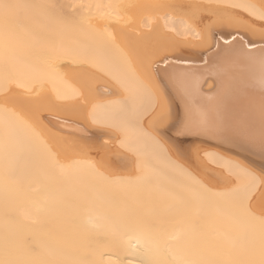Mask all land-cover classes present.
<instances>
[{"label":"bare ground","instance_id":"bare-ground-1","mask_svg":"<svg viewBox=\"0 0 264 264\" xmlns=\"http://www.w3.org/2000/svg\"><path fill=\"white\" fill-rule=\"evenodd\" d=\"M4 125L2 149L49 171L30 196L12 165L0 178V264H30L21 234L63 220L42 231L45 264H264V0H0ZM148 173L181 184L146 186L169 206L208 218L200 251L177 225H120L144 216L133 194ZM85 227L100 236L89 256Z\"/></svg>","mask_w":264,"mask_h":264},{"label":"rangeland","instance_id":"rangeland-1","mask_svg":"<svg viewBox=\"0 0 264 264\" xmlns=\"http://www.w3.org/2000/svg\"><path fill=\"white\" fill-rule=\"evenodd\" d=\"M16 127H19V126H16ZM2 129H4V130L2 131ZM17 129H20V128H17ZM15 130H16V128L13 127V126H8V125L0 126V178H2V179L7 178V176H8L7 173L9 171L8 169L11 167L10 165H12L11 169L12 170L14 169L15 173L17 174V177L20 178V181H21L19 183V188H21V190L25 189L27 195L30 196V194L27 192V187L29 186V184L31 182H33V179L37 177L36 169H42V170L44 169L47 172V171H49V166L46 165L43 168L35 166V164H36V159L35 158L26 157V156H24L25 154L23 155L21 153V151H20V154H19L17 151L8 152V151H4L2 149V148H5L6 146L9 145V143H10L9 137H10V139L12 138L11 135H10L11 134L10 132L14 133ZM21 130L23 131L24 128L22 127ZM5 134L7 135V137H6ZM8 135H10V136H8ZM24 136H25V132H24ZM22 140L25 142V137H22ZM6 148H8V147H6ZM17 160L22 162V164H20V167H18V165L16 166L14 164V163H16ZM149 174H151V175H149ZM145 176H144V178L149 177V181H150V182H148L149 185H145V188L151 187L152 185H154V183L160 182L162 184L161 192L165 191L163 193H166V194H169L170 191H171L172 194H174V192H177L178 195L180 193H182V189L179 186L180 183L177 185V184H173L172 182L165 181V183L163 185V181L160 179L161 177L159 176V174L156 175L155 173H153V174L152 173H148V176L147 175H145ZM155 176H156V178H155ZM82 178L83 177L80 178V181H81ZM27 181L30 182V183H28ZM61 181L63 182V183L61 182V185H63V186L68 185L69 182L71 184L72 181H73V183H76V180H73L72 177H66V176L63 179H61ZM147 181H148V179H147ZM64 182L66 183V185L64 184ZM76 184H77L79 190H80V188L84 189V187H86V188L87 187H92V183H90L89 181H86V183L84 181V183H82L83 185L81 184V182H78ZM1 185H3V184L0 183V212H3L6 209L4 204L7 201V195L5 194L4 187L2 188ZM146 186H148V187H146ZM112 187H113V189H116L117 185H113ZM134 187H136L135 184H134ZM145 188L138 189L139 191L136 189V191H134L135 193L133 194V198H135V199L138 198L137 199L138 201L143 200L141 207H139L137 204H134L135 207L133 208L134 209L133 212L135 211L136 213L140 214V212L144 211L143 209H145L144 216L143 217H139L138 219H134L135 217L134 218H125L123 216H120V225L122 227H125L127 230L128 229H132L131 231H134L135 229H137V230H144V229L151 230L152 228L154 229L156 227V225H158V224H162V225L164 224L163 225V227H164L163 229H165L167 227H170V226L172 227V225L173 226L177 225V227L179 226V228H181V229H183L185 231L186 240H187L186 241V245L191 247V249L193 251H195V252L196 251H200V249H202L203 247H200L201 244L198 241V238H197L198 235L195 237V229H196V227L197 228L201 227L200 222L207 221L208 218H205L202 214L199 215V213L196 212V205L194 203H192V204L191 203H185V204L179 203L177 206H174V207L172 206L171 207V205L169 206V204H167V201L163 198V196H164L163 193H160V192H157V191L154 192L155 190L154 189L152 190V188H148L147 189L148 191H147ZM100 189H102V187ZM87 190H88V188H87ZM157 193H160L159 195H162V196L158 197ZM22 197H26V194H25V196H22ZM116 197H117V193L115 194L114 199ZM126 197H127V194L125 192V193L121 194L120 199L122 201H125ZM35 198H39V197L37 195H33L32 199H35ZM157 199L165 200L166 202L162 203V205H161L160 201L159 202L156 201ZM172 203L175 205L177 202L174 201ZM147 205H149V206H147ZM179 205H181V206H179ZM144 206H147L148 208H146V207L144 208ZM50 207H51L50 209H54L53 206H50ZM157 208H158V210H157ZM165 208H167V209H165ZM146 212H149L150 214L149 213L147 214ZM54 214L57 216V212H54ZM171 216L174 219L173 221H169L167 219L168 217H171ZM44 217L45 216H43L42 219ZM47 225H48L47 223H42L40 225V228H39L40 235H39V237H35V238L31 237L27 233H22L21 234L22 235L21 238L24 241V244L27 246L29 253H31L30 256H31L32 259L30 260V264H38V262H41V261H42L43 264H45L47 260H48L47 262H49V257L43 256L42 250H44L47 247H48V249H51L52 246H48L47 245L46 239H44V236H47V234L46 233L43 234L42 233L43 230H46L47 233H51V232L53 233V232H57V231H60V230L62 231V227L63 226H66V225L70 226V224L68 222H65L64 220H63V222L60 225L54 226L56 228L51 227L50 225H48V226ZM140 226H142V227H140ZM158 226H160V225H158ZM147 227H149V228H147ZM85 228L82 229V231H81V233H82L81 234V241L83 242V244H85V245H83V249H82L83 251L82 252H84V253L86 252L85 254L87 256H89L90 253L93 252V250L95 249V247H94L95 244L99 242L100 236H99V234L97 232H95V230L91 231L90 228H86L88 230H85ZM37 230H38V228H37ZM84 233L87 234V235H85ZM235 237L237 238L238 241H241L240 239H242V238H243V240L245 239V235L243 234V231H242V233L240 235V238L238 236H235ZM37 239H39V240H37ZM38 243H42L43 245L45 244L46 245V246L44 245L45 248L38 246ZM68 244L70 246H73L74 242L72 240H70ZM67 248L68 249H72V248H69V247H67ZM39 260H41V261H39Z\"/></svg>","mask_w":264,"mask_h":264}]
</instances>
